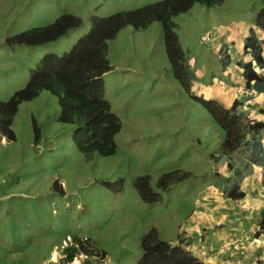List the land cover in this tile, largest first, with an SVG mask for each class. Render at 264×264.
Masks as SVG:
<instances>
[{"label": "rangeland", "instance_id": "1", "mask_svg": "<svg viewBox=\"0 0 264 264\" xmlns=\"http://www.w3.org/2000/svg\"><path fill=\"white\" fill-rule=\"evenodd\" d=\"M163 1L0 0V101L26 88L45 55L70 52L89 34L93 15L107 18ZM263 8L264 0L197 3L173 18L190 89L173 73L161 23L123 29L109 43L112 70L103 77L105 99L121 122L111 156L81 154L73 140L76 125L61 119L52 93L21 104L12 127L15 140H0V264H64L62 251L72 239L93 245L100 255L79 254L71 264H138L141 243L152 229L168 242L187 233L195 246L205 238L215 249L233 248L212 264H264V234L255 236L264 209V167L244 160L238 167L233 156L217 163L214 157L221 156L226 133L197 101L230 108L239 98L245 127L255 119L264 121L259 114L264 96L254 98L240 69L233 67L237 60H247L243 47L227 42L232 31L238 32L239 42L248 40ZM64 13L81 18L83 25L38 47L9 43ZM260 38L264 45V35ZM230 60L233 66L226 64ZM228 65L232 71L226 75ZM260 136L264 143V132ZM236 170L251 190L241 206L244 212L250 208L244 221L251 235L240 236L234 228L220 236L210 222L224 202L233 203L224 190L235 182ZM167 174L165 192L158 183ZM143 177L153 189H147L148 202L137 186Z\"/></svg>", "mask_w": 264, "mask_h": 264}, {"label": "trees", "instance_id": "2", "mask_svg": "<svg viewBox=\"0 0 264 264\" xmlns=\"http://www.w3.org/2000/svg\"><path fill=\"white\" fill-rule=\"evenodd\" d=\"M223 1L165 0L135 11H121L107 18L93 16L90 33L80 39L70 53L60 57L54 55L44 57L25 89L17 91L7 102L0 101V134L9 142L15 140L12 127L20 105L36 98L41 91L48 90L59 99L61 119L76 125L74 142L81 154L85 156L94 153L101 156L115 154L117 150L115 138L121 130V122L105 100L103 81V75L112 70L108 61L109 43L127 27L141 30L147 29L155 22L161 23L173 73L190 89V83L183 78L185 53L176 35L177 24L173 22V18L187 12L197 3L210 6L221 4ZM82 24L80 18L64 13L51 25L22 32L9 43L29 47L45 45L64 38ZM257 27L264 30V8L258 13ZM249 32L247 46L252 52L256 67L264 70L263 42L253 29ZM239 66L243 69V78L247 84L253 85L256 93L264 94V79L256 71L253 63ZM197 101L226 133L221 148L222 154H230L242 145L249 146L252 144L251 141H258L251 140L249 135L254 138V135L264 131L263 121L255 120L248 127L241 123L243 105L240 100H236L230 109L203 98ZM259 114L264 115V110L259 111ZM35 130L37 132V128ZM36 138L38 140V135ZM249 157L256 164H264V149L260 141L254 143V149ZM259 227L260 233L263 234L264 212ZM256 236H259V233ZM73 242L81 246L78 239H73ZM76 244L66 248V263H71L80 252V247ZM141 249L143 256L138 264H201L186 248L182 246L173 248L167 241L162 240L155 229L149 231L141 243ZM81 250L95 253L87 251L84 245L81 246Z\"/></svg>", "mask_w": 264, "mask_h": 264}, {"label": "clouds", "instance_id": "3", "mask_svg": "<svg viewBox=\"0 0 264 264\" xmlns=\"http://www.w3.org/2000/svg\"><path fill=\"white\" fill-rule=\"evenodd\" d=\"M67 14H70V13H67ZM71 15H73V14H71ZM182 15V14H181ZM73 16H75V15H73ZM93 16H95V15H93ZM92 16V17H93ZM77 17V16H76ZM79 18V17H78ZM81 19V18H80ZM82 20V19H81ZM91 20H92V18H91ZM82 23H83V20H82ZM83 25V24H82ZM80 28V27H79ZM258 28V27H257ZM75 29H78V28H75ZM75 29H73V30H75ZM252 29V28H251ZM254 31H255V33L257 34V36H258V38H259V40L260 41H262V39L260 38V34L262 33L263 35H264V30H262V29H257V30H255V29H253ZM250 31V30H249ZM248 32V31H247ZM90 33V32H89ZM246 35H247V33H246ZM245 35V36H246ZM86 36H88V35H86ZM86 36H84V37H86ZM83 37V38H84ZM249 37V36H248ZM247 38V37H246ZM62 39V38H61ZM82 39V38H81ZM249 40V39H248ZM248 40H246L245 39V41H244V45H245V48H244V50H243V56H244V58H246L247 60H242V59H240V60H237L236 61V66H233V64L231 63L232 62V60H230L229 62H226V64L227 63H231V65L234 67V68H239L240 69V75H241V78H242V80H244L245 81V79L243 78V69H242V67H240L239 65L240 64H246V63H253V66H254V68L256 69V71L263 77V79H264V70H259L257 67H256V64H255V62H254V58H253V55H252V52L250 51V49L248 48V46H247V41ZM58 41V40H57ZM54 42V41H53ZM53 42H50V43H53ZM56 42V41H55ZM79 42V41H78ZM77 42V43H78ZM47 44H49V43H47ZM18 46H20V45H18ZM22 46H26V45H22ZM42 46V45H41ZM76 46V45H75ZM74 46V47H75ZM36 47H38V46H36ZM263 47H264V45H263ZM73 50V49H72ZM71 50V51H72ZM70 51V52H71ZM219 53L221 54V55H223V49H222V47H220L219 48ZM70 52H68V53H70ZM68 53H65V54H68ZM65 54H63V55H57V54H54V53H50V54H47V55H54V56H64ZM47 55H45L44 57H46ZM43 57V58H44ZM43 58H42V60H43ZM41 60V61H42ZM40 61V62H41ZM40 62H39V64H40ZM39 64L37 65V67L39 66ZM231 65H228V67H227V69L228 68H230V69H226V71H225V73H226V75L227 74H230V72L232 71V66ZM37 70V69H36ZM36 70H34V71H36ZM34 71H32L31 72V75H33V72ZM235 71V70H234ZM227 72H229V73H227ZM105 75V74H104ZM104 75H103V77H104ZM245 84H247V82L245 81ZM28 85V84H27ZM249 85V84H248ZM252 89H253V85H249ZM43 92H49L50 94L52 93V92H50V91H48V90H43V91H41L40 93H39V95L41 94V93H43ZM38 95V96H39ZM54 95V94H53ZM264 96V94H258V93H256L255 91H254V89H253V96H254V98H256L257 96ZM37 96V97H38ZM35 99V98H34ZM59 100V99H58ZM106 100V99H105ZM236 100H240L239 98H237ZM235 100V101H236ZM234 101V102H235ZM28 102H30V101H28ZM108 102V101H107ZM216 102V101H215ZM218 103V102H217ZM111 106V105H110ZM232 107V106H231ZM230 107V108H231ZM230 108H226V109H230ZM112 109V108H111ZM113 112V111H112ZM243 114V113H242ZM116 115V114H115ZM262 115V114H261ZM117 116V115H116ZM263 116V115H262ZM118 117V116H117ZM119 118V117H118ZM256 120V119H255ZM255 120H252V121H250V125H252V122L253 121H255ZM260 121V120H259ZM216 122V121H215ZM264 122V121H263ZM216 124H217V122H216ZM218 125V124H217ZM220 127V126H219ZM246 127H248V126H246ZM221 128V127H220ZM77 131V130H76ZM264 131H261L260 133H258L257 135H254V138H252L250 135H249V138L251 139V140H258V141H260V143L262 144V146H263V149H264V143H263V139H262V137L260 136L261 135V133H263ZM74 136H75V134H74ZM0 140H6L7 142H9L5 137H2V135L0 134ZM73 140H74V137H73ZM258 141H251L252 142V144H250L249 146H240L238 149H236L234 152H232V153H230V154H221V156L220 157H214L215 158V161L217 162V163H219V162H223L224 160H223V158L224 157H228V158H231L232 156L233 157H235V160L234 161H236L235 162V164H237V166L238 167H240V165H243V161L242 160H244L246 163H249V164H253L255 167H264V164H256V163H254V162H252L251 160H250V155H251V153H252V151H253V149H254V143L255 142H258ZM12 142V141H11ZM224 142H225V139H224ZM75 143V142H74ZM76 145V144H75ZM77 147V146H76ZM78 149V148H77ZM238 163H241V164H238ZM235 164L234 163H230V162H228V165H229V167H231V168H235ZM241 169V168H240ZM241 171V170H240ZM240 171L239 170H236V176H235V179H234V181L235 182H233L232 184H231V186H230V188L229 189H225L224 190V192H225V196L227 197V199H230L233 203H226V202H224L223 203V205H222V207L219 209V211H218V214H219V216H215L214 218H212L211 219V224H213V225H217V227H215V233H217L218 235H220V236H222V235H224V233H225V231L227 232V231H229V232H232L233 230H234V228H237V230L239 231V233H240V236H247V234H250L251 235V233H250V228L248 227L247 228V226L245 225V216L246 215H249L250 214V208H249V211H247V212H244V211H242L241 210V206L243 205V204H246L247 203V201H248V199L250 198V192H251V190H249V189H246L245 187H244V182H245V179H246V177L244 176V175H242L241 173H240ZM170 174H167V175H164L163 177H161L160 178V180H159V183H158V187L162 190V191H167V185H165V183H166V181L170 178ZM137 186H138V188L140 189V193L143 195V197H144V201L145 202H148V199H147V194H146V192H147V189L148 190H151V191H153V189L152 188H150L149 186H148V184H147V182H146V177H143V178H139L138 180H137ZM230 193H232V195L230 194ZM158 196H159V194H156V198L158 199ZM251 207V206H250ZM215 208V206L214 207H212V208H210V207H208V206H206V208H205V210H213ZM264 212V209H262L261 210V212H260V219H259V221H258V224H257V226H258V228H259V230H258V232L257 233H260V230H261V228L259 227V225H260V221H261V219H262V213ZM204 230H206L207 229V225H204L203 227H202ZM158 233V232H157ZM256 233V234H257ZM256 234H255V236H256ZM264 234V233H263ZM159 235V234H158ZM249 236V235H248ZM161 238V237H160ZM162 239V238H161ZM162 240H164V239H162ZM164 241H166V240H164ZM72 242H73V239H72ZM87 242V241H86ZM168 242V241H167ZM77 243V242H76ZM72 243V244H68V245H66V247H65V249H63V253H64V256H65V263L64 264H71L74 260H75V258L79 255V254H81V255H85L87 258H93V257H99V253L95 250V247L93 246V245H91V244H89V245H85L84 243H82L81 241H80V243H81V246L82 245H84L85 247H86V250L88 251H94L95 253H91V252H89V253H91V254H89V253H86V252H84L83 250H81V246H80V244L79 243ZM173 248H175V247H180V246H182V247H184V248H186L191 254H193L194 255V257L196 258V259H198L199 261H200V263L201 264H212L213 262H218L219 263V261H221V257H222V259L224 258V256L225 255H222L223 253L225 254L229 249H233V248H231V247H227L226 245H219L216 249L214 248V246L212 245V243H210L208 240H206L205 238L199 243V244H197V246H195L194 244H193V242L187 237V233H183V234H181V237L179 238V240L178 241H176V242H168ZM74 244H76V246L77 247H80V252L76 255V257L74 258V260L71 262V263H66V257H67V254H66V252H65V250H66V248L67 247H69L70 245L72 246V245H74ZM235 245H238L236 242L234 243ZM91 248V249H90ZM101 253V252H100ZM228 253V252H227ZM58 255V254H57ZM56 255V256H57ZM55 257V256H54ZM101 259H104L105 260V255H103V257L101 258ZM79 264H81V263H79Z\"/></svg>", "mask_w": 264, "mask_h": 264}, {"label": "crops", "instance_id": "4", "mask_svg": "<svg viewBox=\"0 0 264 264\" xmlns=\"http://www.w3.org/2000/svg\"><path fill=\"white\" fill-rule=\"evenodd\" d=\"M247 31L245 30V35H246ZM260 35H263L262 33ZM238 36V32L237 31H232L231 34L228 35V41L229 43H231L233 45V47L236 46V44H240L243 48L241 49V52H243L244 50V42H239V37ZM245 41V40H244ZM55 258V257H54Z\"/></svg>", "mask_w": 264, "mask_h": 264}, {"label": "bare ground", "instance_id": "5", "mask_svg": "<svg viewBox=\"0 0 264 264\" xmlns=\"http://www.w3.org/2000/svg\"><path fill=\"white\" fill-rule=\"evenodd\" d=\"M56 263V262H55ZM75 264H79V261L78 262H76Z\"/></svg>", "mask_w": 264, "mask_h": 264}]
</instances>
